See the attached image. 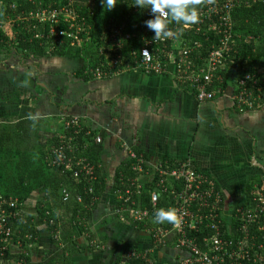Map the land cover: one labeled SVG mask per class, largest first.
Segmentation results:
<instances>
[{
	"label": "crops",
	"instance_id": "crops-1",
	"mask_svg": "<svg viewBox=\"0 0 264 264\" xmlns=\"http://www.w3.org/2000/svg\"><path fill=\"white\" fill-rule=\"evenodd\" d=\"M78 48L71 47L63 57L0 53V126L31 122L38 126L33 141L41 145L62 133L64 122L78 121L102 134L98 179L105 182L104 191L88 208L83 229L73 226L66 240L52 241L48 228L35 222L39 239L29 264H184L188 254L171 241L160 247L145 226L131 225L126 214L121 220L114 175L129 152L146 157L150 169L186 158L214 181L224 208L244 203L254 185L264 184V57L245 89L247 104L238 107L233 74L224 88L221 83L212 88V100L200 102L172 68L160 75L136 69L83 79ZM29 202L32 212L26 213ZM35 202L30 198L22 211L34 215Z\"/></svg>",
	"mask_w": 264,
	"mask_h": 264
},
{
	"label": "trees",
	"instance_id": "trees-1",
	"mask_svg": "<svg viewBox=\"0 0 264 264\" xmlns=\"http://www.w3.org/2000/svg\"><path fill=\"white\" fill-rule=\"evenodd\" d=\"M208 1L214 0H201L197 9H201ZM117 2L116 6L108 11L103 8L101 0H0V53L3 57H9L13 51L35 58L63 57L71 49V40L61 36H57V39L47 37L51 28L56 32L67 31L70 23L59 17L52 25H40L35 22L37 25L32 28L33 21L29 24H12L11 21L35 11L39 4L42 9L47 10H59L64 7L74 12L77 16L76 26L81 29L82 42L78 52L84 58V66L78 71L79 76H83V79L96 75L107 78L118 72L136 71L140 49L145 41L153 40L154 32L145 26V21L152 19L153 14L150 9L135 6L136 0ZM231 19V52L223 62L222 68L214 74V85H217L216 79L219 78L223 87L228 76L233 74L238 94L240 82L244 81L245 89L248 87L251 82L245 78H250L255 73L254 66L260 57H264V0H240L232 11ZM185 26H188V29ZM168 27L174 36L165 39V49L168 52L192 50L189 58L195 65V71L204 69L208 55L217 47L220 36L207 32L206 27L201 28L199 32H196V27L189 25L172 23ZM35 35L39 38H35ZM162 46L153 45L150 52L156 60L164 64L167 54H162ZM37 127L31 122L0 126V212L4 211L7 216L12 214L7 220L11 235L6 239L0 235V264H29V255L39 239L35 222L48 228L52 241L66 240L72 234L73 226L83 229L81 225L89 216L88 208L96 203L104 191L105 182L98 179L103 145L94 142L95 136L102 138L101 133L82 127L74 136L76 155L85 158L94 168L93 173L97 179L89 183L84 175L75 178L71 171L62 167H51L48 163L50 152L58 146L60 136L73 135L74 132L62 130L60 134L54 133L46 144L41 145L39 141H33V131ZM86 131L90 132L88 137L84 135ZM134 151L140 152L136 149ZM144 159L146 160V157ZM184 160L186 158L170 162L171 168ZM131 163L128 159L116 170L113 192L123 189L122 176L135 177V173L131 171ZM145 173L148 178L143 177ZM141 176V197L134 200L138 206L150 210L149 198L158 176L146 165ZM257 185L264 186L262 182ZM89 186L92 188L91 194L88 193ZM65 194L69 195L66 202L63 201ZM32 197L36 199L35 214L27 215L22 211V207ZM169 200L168 193L162 195L157 209L167 208ZM9 202H14L15 208H9ZM126 217L125 221L131 223L130 218ZM151 217L153 218L152 215ZM132 223L131 225L134 224ZM158 225L159 223L152 219L145 224V228L149 230ZM227 226L222 221L223 233ZM143 227L137 226L139 229ZM191 234L193 237H188L195 238V244L201 247V239L208 237L210 232L203 226ZM175 239L174 237L171 241L173 246ZM11 243L19 246L17 251L11 249ZM63 253L61 250V254ZM45 264H51V261Z\"/></svg>",
	"mask_w": 264,
	"mask_h": 264
},
{
	"label": "built area",
	"instance_id": "built-area-1",
	"mask_svg": "<svg viewBox=\"0 0 264 264\" xmlns=\"http://www.w3.org/2000/svg\"><path fill=\"white\" fill-rule=\"evenodd\" d=\"M239 3L240 0L208 1L198 10V23L189 25L196 27V32L206 27L207 32L220 36L217 47L208 55L204 69L195 71V65L189 58L192 50L168 52L165 49V39L144 42L139 51L138 69L146 75H160L168 68H172L177 81L189 87L198 101L212 100L215 95V91L212 90L215 87L214 74L222 68L223 62L231 52V14ZM59 17L70 23L68 30L56 32L51 28L47 38L65 37L71 40V47H80L81 29L76 26L77 16L72 10L64 7L59 10H47L42 9L39 4L35 11L17 17L11 23L29 24L33 21L32 28H35L37 24L52 25ZM185 27L188 29V26ZM35 38L39 36L35 35ZM127 38L128 36L125 37ZM157 44H162L161 52L167 54L164 64L156 60L150 52V48ZM116 47L119 48L118 45ZM216 83H221L219 78L216 79ZM248 96L244 81H241L240 91L236 95L237 106L246 105ZM63 128L64 131H73L74 134L60 136L58 146L50 152L49 166L71 171L75 178L84 175L89 183H93L97 179L93 173V166L85 158L76 155L75 151L74 136L81 130V125L78 121H70L64 122ZM84 135L88 137L90 132L86 131ZM94 142L100 144L102 139L95 136ZM128 159L132 161L130 167L135 177L122 176L123 189L115 192L116 204L119 206L117 214L121 220L126 214L135 225L145 226L153 219L151 215L154 216L161 196L168 193L170 200L167 208L175 210L177 222L174 224L166 222L147 229L154 244L164 247L175 237L174 248L188 254L184 264H264V189L262 187L254 185L250 190L249 199H245L244 203L224 208L222 195L217 191L214 181L195 171L190 159L179 162L174 168H171L169 162L162 161L151 166V169L157 173L158 179L149 198L150 210H147L138 206L134 198L141 197L140 178L143 167L145 165L149 167L148 161L142 155L133 152H129ZM88 193H92L90 186ZM68 199L69 195L65 194L63 201L66 202ZM8 206L15 208V203L9 202ZM9 217H12L11 213L7 216L4 211L0 212V235L3 239L11 235V230L7 227ZM222 221L228 225L225 233L222 231ZM203 226H206L210 234L201 239V247H199L195 244V238H190L188 235L192 236L191 233H196Z\"/></svg>",
	"mask_w": 264,
	"mask_h": 264
},
{
	"label": "clouds",
	"instance_id": "clouds-1",
	"mask_svg": "<svg viewBox=\"0 0 264 264\" xmlns=\"http://www.w3.org/2000/svg\"><path fill=\"white\" fill-rule=\"evenodd\" d=\"M117 0H101L103 8L111 11ZM201 0H136L135 6L141 9H150L153 18L145 21V26L154 32L153 40H161L174 36L168 25L175 23L191 25L198 23L197 6ZM154 222L174 224L177 222L175 210L170 208L156 209L153 216Z\"/></svg>",
	"mask_w": 264,
	"mask_h": 264
},
{
	"label": "rangeland",
	"instance_id": "rangeland-1",
	"mask_svg": "<svg viewBox=\"0 0 264 264\" xmlns=\"http://www.w3.org/2000/svg\"><path fill=\"white\" fill-rule=\"evenodd\" d=\"M40 129H42V127L40 128ZM35 131V130H34ZM34 142H36V141H34ZM31 203L29 202V203H27L25 206H26V208H29V209H27V211H26V213H28V212H32V206L30 205ZM29 210V211H28ZM14 246V245H13ZM13 246H11V247H13Z\"/></svg>",
	"mask_w": 264,
	"mask_h": 264
}]
</instances>
